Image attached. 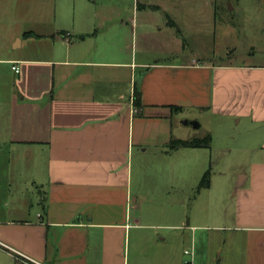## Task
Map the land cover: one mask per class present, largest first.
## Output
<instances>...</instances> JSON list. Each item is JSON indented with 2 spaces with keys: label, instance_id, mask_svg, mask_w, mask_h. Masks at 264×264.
<instances>
[{
  "label": "crops",
  "instance_id": "obj_1",
  "mask_svg": "<svg viewBox=\"0 0 264 264\" xmlns=\"http://www.w3.org/2000/svg\"><path fill=\"white\" fill-rule=\"evenodd\" d=\"M235 1L0 0V142L36 186L3 207L0 264H264V65L213 53L230 11L261 31ZM189 122L208 148L170 150Z\"/></svg>",
  "mask_w": 264,
  "mask_h": 264
},
{
  "label": "rangeland",
  "instance_id": "obj_2",
  "mask_svg": "<svg viewBox=\"0 0 264 264\" xmlns=\"http://www.w3.org/2000/svg\"><path fill=\"white\" fill-rule=\"evenodd\" d=\"M99 2H109L112 4V13H117L118 15H129L131 14L132 6L136 4V0H98ZM250 2V7L245 10L246 15H254L262 13L261 21V31H255L256 27H253V23L248 21H242L237 18L239 9L235 11H230L232 15L230 17V26L228 30L223 29L224 35L221 32H217L216 40L214 42L213 51H210L209 45L204 41L198 39L196 41V47L203 50L208 48V53H214L215 58L220 59L226 57V53L230 52L232 55L238 59L240 57H252V60L256 65H264V4L258 5L254 3V0H248ZM236 3L235 0H232ZM223 6V5H222ZM260 7V10H259ZM54 8L56 10V3L54 4L52 10L50 8V14L54 13ZM228 8V7H227ZM221 11V9H219ZM222 12V11H221ZM224 12H226L224 10ZM236 15V16H235ZM235 16V17H234ZM241 25V26H240ZM240 26V27H239ZM226 27V25H224ZM239 27V28H238ZM244 27V28H243ZM243 28V29H241ZM218 30V28H217ZM131 46H128V51L130 52ZM230 50V51H229ZM5 79L0 85V103L4 106L7 103L9 95L11 94L12 88V78L10 79L9 74H5ZM3 123V117L0 116V126ZM235 124V123H234ZM234 124L228 122L226 126L228 128H236ZM231 125H234L231 127ZM188 131L198 134V137H205L207 134L204 131V127L200 129H193L192 126H188ZM230 144H232L231 133L229 134ZM234 140V139H233ZM232 146V145H231ZM31 153L28 149H21V147L10 148L8 145L2 144L0 142V215L3 213V207L6 205H11L14 199H19V201L25 200L27 206L30 208V199L33 198V194L36 191L35 184L31 183V172L34 165L30 161ZM149 162L146 166L147 169L152 170L155 168L151 163L150 151L147 154ZM234 156V152L231 157ZM42 168L41 165L38 166ZM138 159H134L132 174L133 177L138 174ZM160 168L159 166H157ZM163 167H166V165ZM233 166L226 162L214 161L211 166V172L216 173L218 171H224L230 173L233 171ZM152 172V171H151ZM149 173V172H148ZM136 185V184H135Z\"/></svg>",
  "mask_w": 264,
  "mask_h": 264
},
{
  "label": "trees",
  "instance_id": "obj_3",
  "mask_svg": "<svg viewBox=\"0 0 264 264\" xmlns=\"http://www.w3.org/2000/svg\"><path fill=\"white\" fill-rule=\"evenodd\" d=\"M211 142V137L210 135L205 136L204 138L200 139H192L189 141H173L169 144V149H177L181 147H204L208 148L209 144ZM209 184V172H206L199 184V189L200 188H205ZM24 263V262H23ZM21 263V264H23Z\"/></svg>",
  "mask_w": 264,
  "mask_h": 264
},
{
  "label": "built area",
  "instance_id": "obj_4",
  "mask_svg": "<svg viewBox=\"0 0 264 264\" xmlns=\"http://www.w3.org/2000/svg\"><path fill=\"white\" fill-rule=\"evenodd\" d=\"M66 40L67 41H69V39L68 38H66ZM12 70L15 72V73H18L19 72V69L17 68V67H15V66H13L12 67ZM184 260H183V262H182V264H194L193 263V260H192V254H191V252L190 251H184Z\"/></svg>",
  "mask_w": 264,
  "mask_h": 264
},
{
  "label": "water",
  "instance_id": "obj_5",
  "mask_svg": "<svg viewBox=\"0 0 264 264\" xmlns=\"http://www.w3.org/2000/svg\"><path fill=\"white\" fill-rule=\"evenodd\" d=\"M184 124H187L188 122H183ZM189 124L193 127V128H198L199 127V125H198V123L197 122H189Z\"/></svg>",
  "mask_w": 264,
  "mask_h": 264
}]
</instances>
